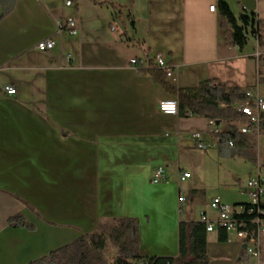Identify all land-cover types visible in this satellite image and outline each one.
<instances>
[{
  "label": "crops",
  "instance_id": "obj_1",
  "mask_svg": "<svg viewBox=\"0 0 264 264\" xmlns=\"http://www.w3.org/2000/svg\"><path fill=\"white\" fill-rule=\"evenodd\" d=\"M6 1L12 9L2 17L0 2V264H28L119 217L139 219L141 254L178 256L187 198L181 160L173 158L191 153L195 132L212 140V128L200 115L161 112L160 102L175 96L142 70L149 66L131 59L166 54L180 70V87L212 80L249 89L258 49L241 55L228 45L219 10L210 8L218 0ZM226 1L236 15L256 13L264 25V0ZM68 18L78 20L74 36L58 32V21ZM51 36L57 46L39 51ZM8 85L15 95L6 93ZM158 165L177 182L149 185ZM131 174L153 194L129 197L122 182ZM14 216L34 229L10 225ZM200 217L189 206L185 220ZM219 233L208 232L209 264L249 257L236 236L221 241Z\"/></svg>",
  "mask_w": 264,
  "mask_h": 264
},
{
  "label": "trees",
  "instance_id": "obj_2",
  "mask_svg": "<svg viewBox=\"0 0 264 264\" xmlns=\"http://www.w3.org/2000/svg\"><path fill=\"white\" fill-rule=\"evenodd\" d=\"M0 2L3 5L2 17H4L11 11L12 5L8 6L6 0H0ZM217 8L220 14V27L229 46L243 51L250 35L257 39L259 48L264 45L263 24L256 13L243 12L236 15L226 0H218ZM258 61L259 66L264 63V54L258 58ZM142 70L153 76L157 83L178 98L181 117H189L191 112L208 121L214 120L220 125L224 124L222 132L213 133V137L220 139L221 142L233 140L234 146L230 148L232 153L256 160L252 153L255 142L251 134H243L240 130L241 125L249 123L248 118L237 109L238 104L247 101L246 94L241 89L237 87L229 89L212 80L202 81L195 87H180L172 84L165 72L151 62L149 67ZM259 73L260 87H264V74L260 71ZM261 134L264 135V116ZM253 207L254 205L249 201L234 205V218L251 222L258 214L256 210L250 213ZM9 223L14 227L23 226L34 229V225L22 216L12 217ZM228 236L229 232L221 227L219 239L226 241ZM109 243L116 249L114 264H209L208 232L205 223L200 220L181 219L178 256L149 257L140 253V226L139 219L135 217H119L108 222L101 221L95 232L85 234L28 264H107L105 253Z\"/></svg>",
  "mask_w": 264,
  "mask_h": 264
},
{
  "label": "built area",
  "instance_id": "obj_3",
  "mask_svg": "<svg viewBox=\"0 0 264 264\" xmlns=\"http://www.w3.org/2000/svg\"><path fill=\"white\" fill-rule=\"evenodd\" d=\"M72 0H66V5L70 6ZM211 10L217 8L216 5H212ZM58 32L62 31L69 32L70 35H76L78 33V20L75 18H68L64 21H58ZM116 29V26H113ZM124 39H127L124 36ZM57 46V41L54 37H47L37 44V49L41 52L53 50ZM67 58L71 59V54H67ZM150 62L155 67L163 70L167 78L176 85L179 82V68L171 64L167 55L164 53H157L152 58L147 57L146 59L132 58L131 64L135 66H150ZM259 62V61H258ZM261 87L259 80L255 86V89L249 88L245 91L247 101L237 105L239 112L244 114L248 120V124H243L240 130L243 134H251L260 137L261 135V123L264 116V97L261 96ZM4 90L9 95H15L17 89L14 86H5ZM161 112L166 114H179V100L177 97L162 100L159 104ZM190 116L193 114L190 112ZM208 124L212 128V133L222 132L220 124H217L214 120H209ZM192 139L198 149L207 150L211 146L217 147H228L234 146V141L229 140L221 142L218 138H213L210 141H205V138L201 132H195L192 134ZM191 174L188 171H179L178 179L180 182L186 181ZM169 176L166 172V167L163 165L156 166L151 173V181L155 184L168 181ZM245 193L249 195V202L254 205L251 208L250 213L255 210L258 213L251 222L244 220H238L234 218V205H229L222 201L220 197H215L211 200L210 208L217 212V219L212 220L206 213H202L200 221L206 224L207 232H213L216 228L223 227L228 232L235 231L236 237L245 244V252L248 256H254L258 264H264L263 256V242H264V206L261 204L264 202V175H262L261 166L258 168L257 174L254 177L250 176ZM184 200L183 197L180 198ZM251 244V245H249ZM110 264H114V261Z\"/></svg>",
  "mask_w": 264,
  "mask_h": 264
},
{
  "label": "rangeland",
  "instance_id": "obj_4",
  "mask_svg": "<svg viewBox=\"0 0 264 264\" xmlns=\"http://www.w3.org/2000/svg\"><path fill=\"white\" fill-rule=\"evenodd\" d=\"M256 49H258L256 52V58L258 60V58L264 54V45L258 48L255 37L250 35L247 45L240 54L247 55L249 53H255ZM258 64H254L253 68L249 69L250 72H253L250 73L249 77L253 76V81H255V84L250 87L253 89H255L257 79L259 80L260 77V73L258 72L260 71L264 74V63H261L260 66ZM246 88L247 86H244L243 89H239L245 93L247 90ZM260 90L261 96L264 97V87L261 86ZM223 127L224 126L221 125V128ZM251 136L255 142L252 153L256 157V160L236 155L232 153L228 147L217 146H211L207 150L194 147L191 153L188 154L185 151L176 153V157L173 158L174 161L181 160L183 171L187 169L192 175L187 181L182 183V196L187 198V201L183 204L181 215L183 220L187 219L189 206L192 207L195 215L201 216L202 213H204L203 211L207 210V215L216 220L217 213L210 208L211 200L215 197H220L223 202L232 206L235 203L239 204L249 201L250 198L249 195L245 193V188L248 185L250 176L253 175L255 177L260 166L262 175H264V135L261 134L260 137L256 135ZM192 142L195 144L194 141ZM183 146H185V143H183ZM166 172L169 176L168 182L172 181L176 183L175 176H172L167 169ZM194 178L196 179V195L192 194L190 191V184ZM148 183L149 185L155 184L151 181L150 176ZM122 184L124 188L127 189L128 195L132 197V199L135 197L136 193L137 196L142 194V190L149 193V195L153 194L151 187H148L147 183L143 185L142 181L135 180L132 174L129 175L127 184L125 180ZM192 196L195 197L193 200H191ZM230 235L234 238L236 232L231 231ZM105 254L107 264L112 263L116 257V249L111 243H109ZM235 264H258V261L254 256H249L244 257L242 260L241 258H237Z\"/></svg>",
  "mask_w": 264,
  "mask_h": 264
},
{
  "label": "water",
  "instance_id": "obj_5",
  "mask_svg": "<svg viewBox=\"0 0 264 264\" xmlns=\"http://www.w3.org/2000/svg\"><path fill=\"white\" fill-rule=\"evenodd\" d=\"M217 124H220L219 122H217Z\"/></svg>",
  "mask_w": 264,
  "mask_h": 264
}]
</instances>
